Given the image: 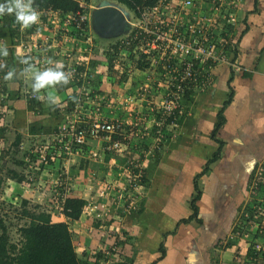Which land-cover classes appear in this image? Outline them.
<instances>
[{
	"label": "crops",
	"instance_id": "crops-1",
	"mask_svg": "<svg viewBox=\"0 0 264 264\" xmlns=\"http://www.w3.org/2000/svg\"><path fill=\"white\" fill-rule=\"evenodd\" d=\"M201 8L205 15L216 19L217 27L224 25L223 20L213 13L208 3H201ZM233 13L236 22L234 29L227 35L230 47L228 62L211 68L207 83L203 87L190 90L173 115L166 118L162 113L158 118L155 114L151 115L149 120L153 122L146 130L147 133L145 131L138 133L134 130L132 148L125 154L118 152L107 160L104 158V166L107 163H115L118 166L126 165L124 168L128 167L129 161L132 160L130 163L133 162V165L143 169L145 185L143 188L140 187L138 211L126 213L123 207L125 212L123 215L115 212L113 214L112 210L109 213L103 206L106 214V219L104 218L103 221L105 229L100 228L99 221L88 222L86 216L82 214L79 219L70 222L69 229L77 254L86 252L92 256L97 252L103 253V258L97 257L100 259L99 263L88 261V264H115L117 261L121 264H149L155 258L162 256L160 246L164 253L157 264L249 262L245 254L248 251V241L253 237L257 224H249L247 234L234 233L233 229L242 210H246L249 206V202H264L262 201L264 200L262 194L264 192V0H237ZM61 18L59 14L52 26L63 24ZM52 26L49 25L48 31L39 27V31L44 32L38 48L40 53L46 50L43 46L46 35L51 38L53 44L56 42L52 35ZM35 30L37 29L34 28L28 33L24 29V33L19 37L17 31L5 30L0 42L9 41V55L4 57H9L13 51L15 61L19 64H24L21 60L27 58L28 64L40 70V65H33L36 57L32 54L31 45L35 41L33 36ZM61 38L62 35L58 37ZM19 43H24V46L19 47ZM59 45L55 52L48 50L47 54L61 61L60 63L64 65L63 71L68 64L65 55L69 53L78 69L89 66L94 71V67H102L101 72H91L93 78L101 77L97 89L104 96L103 98L113 92L118 81L112 82L110 77H104L106 71L103 70L107 68L105 62L100 59L102 56L107 59L105 52L102 55L94 53L95 55L88 56L91 51L79 58L81 54H78L77 44ZM48 55L44 56L46 59L40 61L42 64L46 62L45 65H49L47 61L52 58ZM18 63L16 67H19ZM5 64L7 65V62ZM45 65L42 67L46 68ZM26 67L25 64L23 69ZM50 67L53 65L50 64ZM8 68L9 65L4 69L5 74L9 71ZM115 68L117 72L120 70L118 67ZM24 78L23 82L0 80V92L2 91L0 104H3L4 99L8 105L6 111L0 109V128L6 129L7 132L11 129L17 130L20 133V130L11 125L20 121L21 128H25L27 121L30 129L33 124L35 131L49 130L51 137L54 138L61 134L66 135V131L61 127L69 122L77 121L78 124L80 119L88 117V115H81V118L75 116L73 109L67 112L69 115H65V119L59 120V115L52 112L55 106L49 105L53 103L50 102L49 96L54 97V103L61 106L60 110L57 109L60 114V111H66L62 106L70 103L68 97L72 91L77 93L74 108L76 107L83 96L77 89L81 88V92L83 88L90 91V86L86 87L88 83H93L90 80L86 81L87 84L83 82V85L69 80L65 85L42 89L38 94L40 98L37 99V94L34 98L30 95L33 93L30 75L26 73ZM16 90L20 91L19 95H16ZM32 99L41 103L33 110L31 109L33 103L30 102ZM95 102L97 105L100 103L98 99H92L90 111ZM114 108L105 99L101 109L105 119L111 120L116 116L112 115L114 111L117 112L115 105ZM133 115L138 116V113ZM158 123L161 126L160 132L154 127ZM139 136L142 138L139 139ZM100 142L101 140H95L98 150L101 149ZM89 147H93V144ZM217 149H219L218 158L209 164L207 172L197 180L201 193L196 202L197 215L188 218L186 223L176 225L177 221L191 215L189 200L195 193L194 178ZM64 164L63 168H65ZM72 171L73 173H70ZM67 173L71 176L77 174H74L71 168ZM79 184L80 180L75 185L79 187ZM121 190L119 189V193ZM99 200L107 206L112 204L111 198ZM252 203L254 205V202ZM51 220L66 221L67 219L62 213H58L51 215ZM173 229H175L173 234L163 239L164 231L172 232ZM122 232L125 233L124 239L119 240L118 237ZM104 235L106 236L102 238L101 236ZM119 241L120 244L117 243ZM108 245L115 246L117 252L114 253V259L110 258ZM92 258L94 259V256Z\"/></svg>",
	"mask_w": 264,
	"mask_h": 264
},
{
	"label": "rangeland",
	"instance_id": "rangeland-1",
	"mask_svg": "<svg viewBox=\"0 0 264 264\" xmlns=\"http://www.w3.org/2000/svg\"><path fill=\"white\" fill-rule=\"evenodd\" d=\"M74 1V0H72ZM86 4L90 5L87 10L89 12V23H90V32L88 35L83 37H79L78 43L79 47L86 48L89 45H92L91 48H93L92 53H98L99 55H102L103 52H106L108 46L110 43H114L115 41H118V38L116 36L114 37H101L98 35L99 32L96 30V28L93 25L92 22V12L95 8L98 7V4L102 0H85ZM107 2L112 3V5L120 7L122 9L124 8L121 4H118L116 2L105 0ZM78 4L77 10L80 8L79 2L75 1ZM93 8H90V7ZM76 10V11H77ZM76 11L71 12L76 13ZM127 11V10H126ZM130 18V16L128 17ZM53 23L48 22L46 26H44V30H49V25L52 26ZM58 24L56 26H52V35L56 39V42L53 44L51 38L45 39L43 42V46H49L47 48L50 51L55 52L56 48H59V43L57 42L58 37L60 35L65 34L68 30L70 33L75 32L73 29L70 28L68 25ZM41 29H43L41 27ZM6 26H3L2 32H5ZM97 33V34H96ZM43 36L44 32L35 30V34H33L35 41H38L37 43L41 42V38L39 36ZM103 36V35H101ZM46 37V36H45ZM105 38V39H104ZM108 38V39H106ZM8 43L5 41L0 42V44H4L7 47V56L9 55L8 51ZM72 44V43H70ZM59 45V46H58ZM72 46V45H71ZM78 46V44H77ZM42 47V46H41ZM76 48V47H75ZM89 48V47H88ZM151 47H148L147 50L142 51L141 54L134 55V58L131 60L128 57V52L121 51L118 53L116 59L118 62H121L122 68L111 75V77L108 75V71L112 72L113 69H107L103 70L105 72L104 77H110L111 80H114L117 82L115 84L116 88L113 89V92L108 93L105 96L106 102L111 104V106L114 108H117V112L114 111L112 115H116L113 118H117L120 121H122L124 124L126 123H133L136 122L139 119V116L133 115V113H146V111H150L151 108L154 106L161 107L162 102L164 101V96L162 89L158 86V83H163V71L160 69V63L161 60L164 57V54L160 56V54L155 55L154 51L150 49ZM75 51V50H74ZM151 54V55H150ZM38 56V54H36ZM49 57L52 56L51 54L48 55ZM157 56V58L155 57ZM48 57V58H49ZM100 57V56H99ZM52 58V57H50ZM28 60L27 58H24V60ZM9 57H0V64H5L8 62L9 70H14V76L10 80H14L16 82L24 81V76L26 73L24 72L23 67L25 64H19L18 61L12 62L10 64ZM102 62L105 61L104 57L102 56V59H100ZM53 63L61 62L57 61L54 57L51 60ZM18 63L19 67H16ZM163 63V62H162ZM106 68H108L107 64L105 63ZM115 65L120 66V64L116 63ZM176 65H179L176 63ZM46 67H50L49 65H45ZM117 66H114L117 67ZM45 69L44 67H40V70ZM0 80H5V82H10V80L4 79V77L0 76ZM7 80V81H6ZM19 80V81H18ZM25 83V82H24ZM158 87V88H157ZM160 88V89H159ZM16 95L20 94V91L18 92L16 90ZM97 97L103 98L102 94H99ZM8 101V100H7ZM90 103L91 100H81L77 103L76 107L73 106V114L78 117L81 115H88L86 117L88 120H91L90 118L101 117L102 115L98 116L97 112L93 114V112L90 111ZM5 103L4 108H1L3 111H6L8 108V105ZM33 106L31 109H36V106L32 104ZM49 105L55 106L56 109H61V106L59 104L56 105V103H50ZM154 105V106H153ZM48 106V104H46ZM5 108H7L5 110ZM62 108H65V106ZM115 110V108H114ZM61 113L59 115V120L65 119V115H69L68 113H65V110L60 111ZM4 114L6 112H3ZM33 114V113H32ZM104 117V116H102ZM151 115H148L144 123H142L143 127H150L152 124V120H149ZM1 123V121H0ZM12 123V122H11ZM26 126L25 128H21L22 124L20 121H16L15 124H10L15 129L20 130V133L17 132V130H9L5 133H0V175L4 179V194L1 195L0 200H3V197L7 198L5 196V193L9 194V184L12 183L8 176H6L8 169H15L19 173H22L25 175V180L21 182L20 184V193L23 197L28 199L30 201V205H41L42 208L47 209L50 211L51 215H58L60 213V210L56 208V202H58V199L56 196H59L60 194H64L67 196H77L82 197L86 200V204L84 205V210L82 211V215L85 217V219L88 222H95L99 221L101 225V229H105V226L103 225V222L105 221L106 214L104 212V207L108 209L109 213L112 210L113 214L119 213L123 215L124 210L126 213H129L128 210H126V207L124 206L125 200L124 197L121 196L119 193V189L121 190L122 185L125 186L126 179H127V169L124 167L126 165L121 164V166L115 165V163L110 164L107 163L106 166L103 165L104 160V154L102 149L98 150L95 146V140H92L89 142V145L93 144V147H90L89 151L84 150L82 153L78 154H70V158L61 159L60 154L61 152L55 153L56 159H53V162L47 165V169H43L42 172L39 170V167L30 168V166H25L24 164H17L14 166V161H22L24 163L25 159L26 161L28 159L27 152L34 151L36 148L44 150L48 153V150H53V146L58 142L56 137H51V132L49 130L43 131L42 129H36L34 130L35 125L32 124V128L30 129L29 123L25 121ZM28 123V124H27ZM140 126L136 131L138 133L143 132V127ZM17 133L20 134L19 141L16 142V145H14V139L17 135ZM69 134V133H68ZM99 140V139H98ZM40 147V148H39ZM121 154L122 152L117 151L116 153ZM59 156V157H58ZM73 159V160H72ZM72 160V162L70 161ZM29 163V162H26ZM63 163L64 167L63 168ZM68 164L67 166H65ZM103 165V166H101ZM74 170V174L69 177H67V180L65 179L64 175L69 169ZM50 169V170H48ZM41 172V173H39ZM70 173H73L70 172ZM76 177V179H74ZM64 178V179H63ZM61 180H64L66 182L65 189L62 188V186H59V183ZM80 180L79 187L76 186V182ZM14 181V180H13ZM75 186H74V185ZM138 191L141 192V189L138 188ZM16 194L15 198L17 199L18 196L21 194ZM102 194V195H101ZM9 196V195H8ZM12 198V199H11ZM100 198H111L112 204H109L108 206L101 202ZM4 203L1 204L0 202V211L1 216L3 219H5V223L7 225V231L10 235V239L13 242H17L19 240L18 235V228L24 223V220H20L18 218H12L14 217L13 210L15 209V205L9 203V201L14 200L13 197H8ZM15 201V200H14ZM104 203V205H102ZM104 206V207H103ZM124 207V210H123ZM115 210V211H114ZM105 218V219H104ZM113 219V218H112ZM102 235V234H101ZM101 236L102 238L105 237ZM248 241V240H247ZM78 242L76 241V244ZM78 247V246H77ZM238 256V254H235ZM91 261V260H89ZM91 263V262H90ZM239 262L238 264H240ZM245 264H256L255 262H247Z\"/></svg>",
	"mask_w": 264,
	"mask_h": 264
},
{
	"label": "trees",
	"instance_id": "trees-1",
	"mask_svg": "<svg viewBox=\"0 0 264 264\" xmlns=\"http://www.w3.org/2000/svg\"><path fill=\"white\" fill-rule=\"evenodd\" d=\"M113 2H116L118 4H121L124 8H126L127 11H129L132 15V18H135L137 16H140L141 13V7L143 4L145 6H150L154 3L157 2V0H110ZM32 6L37 9V10H45V9H54V10H59L62 14L66 13H71L77 10L78 4L75 1L72 0H32ZM139 7V9H137ZM0 20H3L5 22L6 29H13L14 26L16 25L14 16L12 15H4L1 17ZM33 27L26 28L25 30L30 33L32 32ZM4 32H2L0 35L2 36ZM24 32L21 33V35ZM121 35H119L120 37ZM132 38L130 40H125V39H120L118 36V41L114 42L113 44L110 43L108 48L106 49L107 51L105 52V56L107 57L108 60V68L107 69H113L112 72L108 71V75L111 77L114 73L117 72V68L114 69L115 65V59L118 55L119 52L121 51H126L128 52V57L132 60L134 58V55L139 54V45L140 43L138 42L139 37L135 38L134 32L133 34L130 35ZM116 37V38H117ZM101 38V37H100ZM134 38V39H133ZM108 39V38H107ZM12 54L9 56L10 57V64L12 62H15V57L13 55V51H11ZM121 64V62H119ZM7 65L8 62H7ZM7 65L5 64L4 67L6 68ZM10 66V65H9ZM171 66V65H170ZM0 68V76L5 74L4 69L5 68ZM119 68V66H117ZM96 77V78H95ZM94 78L91 77L88 80L93 83H88L86 82V87L90 86V94L89 97L92 98L95 95L101 94V92L97 89L98 85L101 82V77L100 76H95ZM114 82V80H112ZM90 84V85H89ZM76 85V84H75ZM76 87V86H75ZM1 90V89H0ZM2 92V91H1ZM188 91L187 93H189ZM82 94V93H79ZM83 95V94H82ZM76 96L77 93L72 91L71 95L68 97L70 99V103L66 104L65 106V113L70 112L73 110V106L76 101ZM83 98V96H82ZM83 100V99H81ZM100 103L97 105L95 102L93 105V109L91 112L98 114V116L102 115L103 110L102 107L104 105L105 98L99 99L98 100ZM30 102H32L35 106L39 107L40 102L36 99H32ZM228 102V101H226ZM225 102V103H226ZM4 100L3 104H0V109L1 107H6L5 106ZM224 103V104H225ZM162 110V109H161ZM161 110H156L153 109L151 111H146V113H143L145 117H148V115H157V118L160 113H162ZM178 110L174 109L172 114ZM52 112H54L56 115H58V110L53 109ZM69 114V113H68ZM103 116V115H102ZM101 116V117H102ZM163 117L166 118L165 115ZM221 117V115H220ZM81 118V116H80ZM79 118V119H80ZM104 120L109 121V119H105V117H102ZM91 120H88L86 117L84 119H80V122L78 124L77 121L75 123H68L66 124L63 128L61 129L65 132L66 136L63 138L62 143H56L53 146V152L58 153L61 152L59 155L61 159L69 158V154L64 152V145L66 143L70 144L72 152L79 151V153H82L84 150L89 151L90 145L89 141L91 140V136L89 135V130L92 127V124L94 122V118H90ZM162 121V120H161ZM162 123V122H161ZM126 125L124 126L126 132L124 133V138L123 135L118 134V133H112L110 140H102L101 138V149L104 154V158L107 160L111 155H117V151L115 150H107L106 146L109 145L110 143L114 142L115 140H119L120 142L124 143L125 146H127L126 150L123 151L121 154H125L128 149H131L132 146L131 144L133 143L132 138H134V133H135V126L133 125ZM71 125H73V129H71ZM156 131H160V125L157 124V126H154ZM0 131L4 133L6 129L0 128ZM71 131L76 133L81 132L84 136V141L83 143H77L74 141L73 137L70 134H68ZM0 132V133H1ZM139 139L142 138L141 136L138 137ZM20 139V134L17 133L15 139H14V145H16V142L19 141ZM98 139H96L97 141ZM39 151L34 150V151H28L27 156L29 161H14L15 163L13 164L16 166L17 164H24L25 166H30V168H35L39 167V170L47 169V165L53 162V159H56V154L53 155H47L46 160L42 161L41 163H36L38 157H39ZM219 154V149H217L210 158L207 159L206 164L202 171L195 176L194 178V188H195V193L192 194L190 200H189V206L192 209V213L189 217L187 218H182L179 221H177L176 225L180 223H186L189 219L195 217L197 215V207H196V202L200 197V191L199 187L197 184L198 178L207 172L208 166L210 163L214 162L218 158ZM127 155V154H126ZM58 156V157H59ZM132 161V160H130ZM129 161V168H132L133 170H140V177L138 178L137 181L135 180H130L127 179V182L125 184V188L120 191V194L122 197H124L125 204L124 206L126 207V210L130 212H135L138 211V198H140L141 192L138 191V188L135 186H140L141 188L144 187L145 185V176H144V171L138 166L133 165L134 163H130ZM29 162V163H26ZM63 167V166H62ZM50 170V169H48ZM6 176L9 177L12 183L9 184V194L5 193V197H3V200L1 202L4 203L7 201L8 197H13L14 200H10L9 203L10 205L13 204L15 205V209L13 210L14 217L12 218H18L20 220H24V223L18 228V235H19V240L17 242H13L10 239V235L7 231V225L5 219L1 216V211H0V264H88L89 260H91V263H99L98 259L103 258V253L97 252L92 254V256H89V253L83 252L81 255L77 254L75 246L72 241V236H71V231L69 229V224L73 220L79 219L81 216L82 211L84 210V205L86 204L85 199L82 197H70V196H57L58 198V204H60V213H62L66 217V221H52L51 220V213L49 210L42 208L41 205H30V201L26 199L25 197L22 196L20 193V184L25 180V175L22 173H19L15 169H8ZM65 179L67 180V177H69V174L66 172L64 175ZM64 179V178H63ZM14 180V181H13ZM62 182H65L64 180H61ZM4 179L0 175V198L1 195L3 196L4 192ZM64 184V183H63ZM63 188V187H62ZM21 194L20 196L15 198L16 194ZM264 196V192L262 193ZM9 195V196H8ZM12 199V198H11ZM133 199L134 203L133 205L129 204V201ZM264 201V200H263ZM254 202V205L253 203ZM259 206L260 209L257 207ZM259 209V210H258ZM103 222V221H101ZM257 224L256 229L253 231V237L248 241V251L246 252V258L250 262H255L256 264H264V202H255L251 201L249 202V206L246 208V210H242L240 216L238 217V222L234 226L235 229H233L234 233H249L247 230L249 228V224ZM175 229H173L172 232L170 231H164L162 234L163 239L167 237L168 235H172ZM125 233H121V236H119V240L124 239ZM120 244V241L117 242ZM162 245V242H161ZM256 246H260L257 248ZM108 251L110 255V258H113L115 256V246L113 245H108ZM162 253L161 255L163 256L164 250L162 249V246H160L159 249ZM94 256V259L92 258ZM155 258L153 262H150L149 264H157L156 262L161 259V257ZM98 257V258H97ZM114 259V258H113ZM129 261V260H128ZM115 264H121L118 261L115 262Z\"/></svg>",
	"mask_w": 264,
	"mask_h": 264
},
{
	"label": "built area",
	"instance_id": "built-area-1",
	"mask_svg": "<svg viewBox=\"0 0 264 264\" xmlns=\"http://www.w3.org/2000/svg\"><path fill=\"white\" fill-rule=\"evenodd\" d=\"M79 2L80 8L76 13H66L62 14L59 10L54 9H45L39 12V20L36 24L31 25L30 27L36 28L39 30V27L44 29V26L48 22H55V18L61 14L63 25L70 26L75 32L70 34L67 33L62 35L61 39H58L59 44L68 45L70 43L78 44L79 47V37L85 38L89 34V12L87 8L90 6L86 4L85 0H74ZM237 0H157L156 3L150 6L141 7L140 16L132 18L131 13L129 12L127 22L129 28L126 33L122 34L119 38L130 40V36L134 32L135 38L139 37L138 42L139 50L141 54L142 51H146L148 47H151L155 55L164 54L162 62L160 63V69L163 71L162 75L165 80L163 83L159 82L158 86L162 89L164 101L162 102L161 107H152L151 110H161L162 115L169 116L172 114L174 109H177L181 106L182 101L185 99L187 92L193 88L203 87L207 81L208 77L211 74V68L216 65L227 63L228 62V52L229 45L227 40V35L230 34L231 30L234 29L236 22L235 16L233 15V9L235 7ZM201 3H208L210 9L213 13L220 16L224 22L223 26L217 27L216 19L212 16H207L202 11ZM90 8H93L92 6ZM139 9V7L137 8ZM4 16V15H3ZM2 16H0L1 19ZM5 22L0 20V34L2 33V28ZM7 25V24H5ZM28 27V28H30ZM14 30L17 31L18 37L21 36L23 30L20 29L19 25L14 26ZM3 36L0 35V39ZM42 39V35L39 36ZM48 39L49 36L44 37ZM44 39V40H45ZM134 39V38H133ZM18 41V39H17ZM70 44V46L72 45ZM24 43H19V47H23ZM32 54L36 57L33 65L35 66H44L40 61L46 59L48 55L47 51L49 46H45L46 50L43 53H40L38 50L39 43L33 42L32 45ZM89 47V48H88ZM86 48L79 47L78 54H81L79 58L83 57L84 53L93 52L92 45H89ZM44 49V47H43ZM71 51V50H69ZM89 54L95 55L94 53ZM36 54L40 56H36ZM43 55V56H42ZM151 55V54H150ZM45 56V57H44ZM68 64L65 66L64 71L71 73L70 81L80 82L83 85L89 78L92 77V73L101 72L102 67H94V71L89 66H84L83 69H78L75 64H73V58L71 54L65 55ZM157 58V56H155ZM76 59V58H75ZM78 59V58H77ZM85 60V59H84ZM105 60V59H104ZM115 64L119 62L115 59ZM49 61V60H48ZM107 59L104 61L107 64ZM178 63L179 65H176ZM171 65V66H170ZM117 66V65H116ZM122 66L120 64L119 69ZM158 88V87H157ZM159 88V89H160ZM201 89V88H200ZM78 92L83 94V100H89L90 91L83 88L77 89ZM1 93V92H0ZM1 95V94H0ZM32 98L35 97L34 93L30 94ZM95 95L92 99H102ZM2 97V95H1ZM2 99V98H1ZM4 100V99H3ZM1 101V100H0ZM150 110V111H151ZM139 119L133 123L127 125L135 126V131L142 123L146 120L147 117L143 113H138ZM92 127L89 130V135L91 136V141L96 139L110 140L112 133H118L123 135L126 132L124 124L117 118H113L109 121L104 120L102 117H95ZM72 124V123H71ZM159 124V123H158ZM144 126V124H143ZM142 126V127H143ZM149 127H143V132ZM73 129V125H71ZM160 132V131H159ZM71 131L69 132V134ZM75 142L83 143L84 136L81 132L71 133ZM66 135L56 136L57 143H62L63 138ZM125 144L119 140H115L106 146L107 150L123 151L125 149ZM40 148V147H39ZM39 151V157L36 163H41L46 160L47 155H53L54 152L50 149L48 153L41 149H35ZM64 152L69 154H78L79 151L72 152L70 144L66 143L64 145ZM127 169V179L137 181L140 177V170H133L132 168L126 167ZM126 179V181H127ZM64 183V184H63ZM66 182H60L59 186H62L63 189L66 187ZM140 188V186H135ZM125 186L122 185L121 189L123 190ZM102 195V194H101ZM59 196H67L60 194ZM56 198H58L56 196ZM263 201V200H262ZM134 200L131 199L129 204L133 205ZM56 208L60 209V204L56 202ZM260 209V207H259ZM258 209V210H259ZM259 248L260 246H256Z\"/></svg>",
	"mask_w": 264,
	"mask_h": 264
},
{
	"label": "clouds",
	"instance_id": "clouds-1",
	"mask_svg": "<svg viewBox=\"0 0 264 264\" xmlns=\"http://www.w3.org/2000/svg\"><path fill=\"white\" fill-rule=\"evenodd\" d=\"M127 12L129 15V11ZM3 15L14 16L15 23L19 25L21 30H23L36 24L39 20L40 14L35 8H33L32 0H0V16ZM7 54L6 45L0 44V57L7 56ZM21 63L27 65L24 72L30 75L31 90L34 94H37V99L40 98L38 94L42 89L51 88L57 85H65L69 82L71 76V73L62 70L64 65L60 62H56L53 67H46L44 70L34 69L28 64L26 59L21 60ZM47 63L52 64L53 62L49 60ZM3 67L4 65L0 64V68ZM14 74V70H9L5 74L4 79L10 80L13 78ZM49 100L50 102H54L55 98L49 96Z\"/></svg>",
	"mask_w": 264,
	"mask_h": 264
},
{
	"label": "water",
	"instance_id": "water-1",
	"mask_svg": "<svg viewBox=\"0 0 264 264\" xmlns=\"http://www.w3.org/2000/svg\"><path fill=\"white\" fill-rule=\"evenodd\" d=\"M127 17L126 10L105 0H102L92 12V22L100 37L111 38L126 33L129 28Z\"/></svg>",
	"mask_w": 264,
	"mask_h": 264
}]
</instances>
